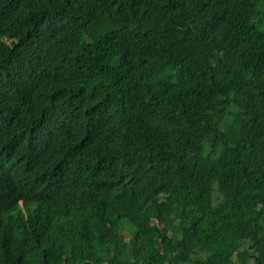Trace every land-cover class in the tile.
<instances>
[{
	"label": "trees",
	"instance_id": "trees-1",
	"mask_svg": "<svg viewBox=\"0 0 264 264\" xmlns=\"http://www.w3.org/2000/svg\"><path fill=\"white\" fill-rule=\"evenodd\" d=\"M0 264H264V0H0Z\"/></svg>",
	"mask_w": 264,
	"mask_h": 264
},
{
	"label": "rangeland",
	"instance_id": "rangeland-1",
	"mask_svg": "<svg viewBox=\"0 0 264 264\" xmlns=\"http://www.w3.org/2000/svg\"><path fill=\"white\" fill-rule=\"evenodd\" d=\"M205 151H206V153H208V152H209V148H208V147H206ZM128 237H129V236H127V238H126V239H128Z\"/></svg>",
	"mask_w": 264,
	"mask_h": 264
}]
</instances>
